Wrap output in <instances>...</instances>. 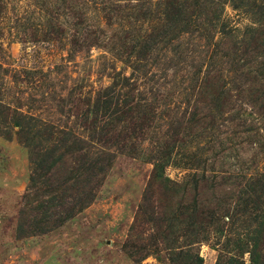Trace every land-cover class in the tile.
Instances as JSON below:
<instances>
[{"label": "rangeland", "instance_id": "374dc122", "mask_svg": "<svg viewBox=\"0 0 264 264\" xmlns=\"http://www.w3.org/2000/svg\"><path fill=\"white\" fill-rule=\"evenodd\" d=\"M0 264H264V0H0Z\"/></svg>", "mask_w": 264, "mask_h": 264}]
</instances>
